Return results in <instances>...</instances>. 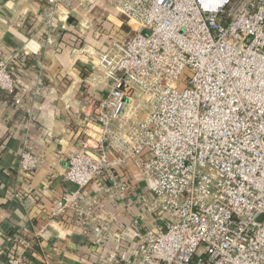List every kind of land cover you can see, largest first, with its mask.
<instances>
[{"label": "built area", "instance_id": "2783aa9c", "mask_svg": "<svg viewBox=\"0 0 264 264\" xmlns=\"http://www.w3.org/2000/svg\"><path fill=\"white\" fill-rule=\"evenodd\" d=\"M47 1L49 28L61 6L78 1L90 11L109 4L134 31L100 57L110 88L89 122L87 148L69 156L74 189L50 222L73 212L86 228L91 219L95 244L115 237L117 264H264V0ZM15 87L0 60V90ZM139 97L149 109H138ZM126 159L146 183L148 219L109 232L88 187L105 180L104 193L123 190L116 166ZM42 163L21 154L24 172ZM44 230L17 236L1 264H29Z\"/></svg>", "mask_w": 264, "mask_h": 264}, {"label": "crops", "instance_id": "0c3cea01", "mask_svg": "<svg viewBox=\"0 0 264 264\" xmlns=\"http://www.w3.org/2000/svg\"><path fill=\"white\" fill-rule=\"evenodd\" d=\"M48 7L47 0H0V60L9 63L16 84L13 94L0 90V264L18 248L17 236H34L42 227L29 264H117L114 236L99 246L91 219L80 228L73 212L53 223L50 213L74 189L66 179L69 156L87 148L89 122L110 88L100 57L129 33L128 24L109 4L90 11L74 1L60 7L49 28ZM26 150L43 158L31 173L20 167ZM116 174L123 190L104 193L105 180L88 187L109 232L148 219L141 208L147 186L135 161L118 162Z\"/></svg>", "mask_w": 264, "mask_h": 264}, {"label": "rangeland", "instance_id": "374dc122", "mask_svg": "<svg viewBox=\"0 0 264 264\" xmlns=\"http://www.w3.org/2000/svg\"><path fill=\"white\" fill-rule=\"evenodd\" d=\"M125 22H126L125 24H128L126 19H125ZM127 28L128 29L126 31L130 32V35H132L134 33V31L131 29L130 25H127ZM136 102L137 103H135V105L138 106V109H142V108L145 109V110L149 109L147 103H144V101L141 103V97H139L136 100Z\"/></svg>", "mask_w": 264, "mask_h": 264}, {"label": "trees", "instance_id": "16d2710c", "mask_svg": "<svg viewBox=\"0 0 264 264\" xmlns=\"http://www.w3.org/2000/svg\"><path fill=\"white\" fill-rule=\"evenodd\" d=\"M38 243H39V240L36 239V241H35V245H34V247L32 248L33 251L38 247V245H39ZM32 250H31V252H33ZM31 252H30V253H31ZM29 255H30V254H29Z\"/></svg>", "mask_w": 264, "mask_h": 264}]
</instances>
